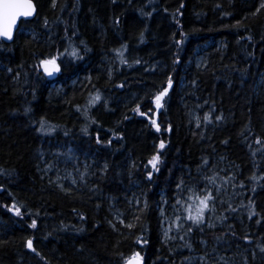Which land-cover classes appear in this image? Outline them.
<instances>
[{"label":"trees","instance_id":"16d2710c","mask_svg":"<svg viewBox=\"0 0 264 264\" xmlns=\"http://www.w3.org/2000/svg\"><path fill=\"white\" fill-rule=\"evenodd\" d=\"M31 1L33 19L0 40V264H124L134 253L189 264L205 251L209 264H264V179H251L264 176V0ZM51 57L50 80L40 61ZM181 179L219 188L192 251L162 237L163 217L186 215L172 207Z\"/></svg>","mask_w":264,"mask_h":264},{"label":"snow or ice","instance_id":"6c2138e0","mask_svg":"<svg viewBox=\"0 0 264 264\" xmlns=\"http://www.w3.org/2000/svg\"><path fill=\"white\" fill-rule=\"evenodd\" d=\"M55 3V0H53ZM183 7V5H181ZM261 8H264V3L261 4ZM34 11V6L31 2V0H0V39L7 40V41H12L14 39L13 37V27L16 25L18 18L20 17H30L33 15ZM259 11V9H257ZM150 15V14H149ZM177 43H182V41H177ZM71 55L77 59H80L78 53L74 49L71 53ZM121 63H125V61L122 59ZM136 63H140V61H136ZM40 65L44 70L45 75L47 76H52L53 72H59L60 67L57 65V57H51L49 59H41ZM9 72L12 71L11 68L8 69ZM123 85H118V87H122ZM173 87V81L172 78H168V87L162 89L159 91V93L154 97V103L156 109H160L163 104L162 101L164 98L168 95L169 89ZM101 97L99 94L93 96L90 100V104L92 106H95L97 102H99ZM79 110V109H77ZM136 111H139V106H137ZM127 118V117H126ZM221 116H217L216 120H221ZM203 121L206 123H211L210 120V115L205 114L203 116ZM95 123V121H93ZM153 126L156 127V131H160L159 126L156 124V121H152ZM196 127H200V119L197 118V123ZM171 130V129H169ZM39 131L44 132V123L41 121V126ZM85 135H87V128L82 130ZM48 134V133H45ZM97 144L101 143V140L97 138ZM111 141H109V144ZM226 143V141H225ZM257 144H260L261 141L257 139L256 141ZM160 149H164L165 144L163 142L160 143L159 145ZM161 163V158L159 155H153L151 159L148 161V164L151 165L152 171L147 172V179L151 181L153 179V173L159 171L158 165ZM207 160L204 161V164H207ZM107 164H105L103 171H107ZM3 173H0L2 175ZM83 178V177H82ZM235 177H229L227 180H225V183H229L230 181L234 180ZM253 180L257 179H264V176L257 178L255 175L251 177ZM209 182L211 184H215V178H209ZM235 186V185H233ZM241 188L244 187V184L241 183L239 185ZM176 190H177V198L175 199L174 204L172 207L175 208H183L186 215L184 217H181L179 215L176 216V222H178V230L183 229L184 230V235L180 236L179 239L183 242V247H186L189 251L193 250V244L191 243L190 236L193 233L194 230H200L203 231L202 226L206 224V217L205 213L206 212H215V204L217 201V194L219 192V188L216 189L214 192L210 187L207 185L204 186L202 189L199 190V192L195 191L193 188H185V182L183 179L176 185ZM187 191L189 195L187 197L183 196V192ZM0 191H3V188L0 187ZM255 191V189H253ZM190 201V203H189ZM167 203V201H165ZM220 203H224L223 201H220ZM236 209L233 208L231 205H229L228 209L226 211H235ZM8 211L13 212L16 215H20V208L17 207L15 204L12 205V207L8 208ZM163 214V212H162ZM256 215L254 211L249 212V219L252 218V216ZM81 219H84L83 216L80 217ZM219 220L223 221L226 219L225 216H220L218 217ZM185 221L188 222L185 224ZM123 223V221H120ZM257 223H260L258 220ZM215 225L213 223H207L208 228H213ZM30 227L36 228L37 227V222L36 220H33ZM129 228L132 227V225H128ZM230 227V226H229ZM171 231V229H167L164 232V237L166 239H174L175 237H169L168 232ZM189 237V239H185V237ZM219 239V238H218ZM246 243H251V240L248 239L247 236L244 237ZM140 243L141 241H137ZM142 243H147V241H142ZM201 245H207V242L203 239L200 240ZM27 247L35 251L33 248V241L28 240L27 241ZM260 253H264V245H258ZM215 251V249H213ZM39 255V253H37ZM211 257V253L205 251L203 255L198 257V260L200 261V264H209V260ZM191 257H187L186 260H188L189 264H191ZM253 259H255V253H253ZM141 256L139 253H134L133 257L131 259H125L124 264H141ZM227 264V261L225 260L224 257H219L214 261V264ZM245 264H247V261H245Z\"/></svg>","mask_w":264,"mask_h":264},{"label":"rangeland","instance_id":"374dc122","mask_svg":"<svg viewBox=\"0 0 264 264\" xmlns=\"http://www.w3.org/2000/svg\"><path fill=\"white\" fill-rule=\"evenodd\" d=\"M59 179H62V180L64 179L63 181H65V180L70 181L71 180V177H70L69 174L64 173L63 176L60 177ZM211 189L213 191H216V189H215L214 186H212ZM177 215H179V213H177L175 215V217H174L175 220H172L173 218L170 219L168 217H163L162 216L163 217V219H162V237H163V240H164V242L167 245H170V246L173 245V247H176V249H178V247L183 248V242L179 239V237L180 236H183V234H182V229H179L178 230V226H177L178 225V222H176V216ZM169 228L171 229V231L168 232V236L169 237H175L174 239H166L164 237L165 230H167ZM219 257L220 256H218L217 258H219ZM197 259H198V256H192L191 262H194Z\"/></svg>","mask_w":264,"mask_h":264},{"label":"water","instance_id":"95a60500","mask_svg":"<svg viewBox=\"0 0 264 264\" xmlns=\"http://www.w3.org/2000/svg\"><path fill=\"white\" fill-rule=\"evenodd\" d=\"M31 2H32V1H31ZM32 4H33V6H34V3H33V2H32ZM33 14H34V11H33ZM33 17H34V16L32 15V16H30V17H20V18H18L16 25L13 27V37H14L16 31L18 30L19 23H20L21 21H29V20H31ZM2 40H3V39H2ZM3 41L9 44V43H11L13 40H12V41L3 40ZM41 68H42V67H41ZM42 70H43V68H42ZM43 72H44V70H43ZM44 74H45V73H44ZM55 74H56V72L54 71L52 76H47V75H45V76H46L47 78H53V77L55 76ZM141 264H144L142 260H141Z\"/></svg>","mask_w":264,"mask_h":264},{"label":"bare ground","instance_id":"6f19581e","mask_svg":"<svg viewBox=\"0 0 264 264\" xmlns=\"http://www.w3.org/2000/svg\"><path fill=\"white\" fill-rule=\"evenodd\" d=\"M35 14H36V6L34 5V14H33V16H35ZM32 19H33V18H32ZM32 19H31V20H32ZM29 21H30V20H29ZM21 22H22V21H21ZM19 24H20V23H19ZM0 40H2V39H0ZM2 41H3V40H2ZM3 42H4V41H3ZM5 43H6V42H5ZM9 44H10V43H9ZM56 75H57V72H56L55 76H56ZM55 76H54V77H55ZM54 77H53V78H54ZM53 78H47V79H50V80H51V79H53ZM142 261H143V260H142Z\"/></svg>","mask_w":264,"mask_h":264}]
</instances>
